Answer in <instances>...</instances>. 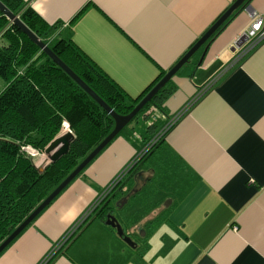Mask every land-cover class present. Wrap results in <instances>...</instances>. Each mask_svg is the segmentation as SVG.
<instances>
[{
	"label": "crops",
	"instance_id": "1",
	"mask_svg": "<svg viewBox=\"0 0 264 264\" xmlns=\"http://www.w3.org/2000/svg\"><path fill=\"white\" fill-rule=\"evenodd\" d=\"M235 1L22 0L133 99ZM249 5L171 81L175 92L159 113L164 142L144 158L154 118L130 124L0 264H43L118 178L110 206L136 247L94 220L53 264H264V42L242 57L233 50L264 19V0Z\"/></svg>",
	"mask_w": 264,
	"mask_h": 264
},
{
	"label": "trees",
	"instance_id": "2",
	"mask_svg": "<svg viewBox=\"0 0 264 264\" xmlns=\"http://www.w3.org/2000/svg\"><path fill=\"white\" fill-rule=\"evenodd\" d=\"M0 1L120 116L130 115L166 75L161 73L140 97L133 99L73 41L54 37L60 26H49L33 10L27 8L22 0ZM0 80L4 84L0 90L1 245L113 132L115 122L1 12ZM175 89L169 82L131 123L154 118L149 125L150 129L154 128V134L144 140V158L164 142L168 129L161 130L158 116L163 113V105ZM65 124L69 125L76 140L66 156L53 164L44 175H40L33 167L31 159L22 153V148L32 147L43 152L51 142L64 134ZM113 185L114 183L111 186ZM98 204L99 202L94 207ZM106 207L100 213H92L78 230L76 227L73 233L71 230L58 244V252L54 253L48 264H53L61 255H67L69 248L94 220L106 221L108 211L113 210V207Z\"/></svg>",
	"mask_w": 264,
	"mask_h": 264
},
{
	"label": "water",
	"instance_id": "3",
	"mask_svg": "<svg viewBox=\"0 0 264 264\" xmlns=\"http://www.w3.org/2000/svg\"><path fill=\"white\" fill-rule=\"evenodd\" d=\"M250 0H236L225 14L214 24L212 28L189 50L185 56L174 66L166 76L151 90V92L134 108L133 112L127 116L118 115L103 99H101L80 77H78L54 52L44 43L36 34H34L17 16H15L1 1L0 12L6 16L24 35H26L35 45H37L60 69H62L74 82H76L107 114L114 122L113 132L94 149L82 163L36 208V210L0 245V256L35 222V220L77 179L84 170L113 142V140L127 128L147 104L153 101L155 96L187 65L191 58L199 52L201 48L209 43L217 31L230 19V17L243 6L248 5ZM207 49L205 50L204 56ZM76 140L75 135L68 131L57 137L51 144L46 147L44 155L32 158L33 167L40 175L55 163L66 156L71 145ZM136 164L133 165V169ZM130 169V170H131ZM119 183V182H118ZM126 201V200H125ZM94 212V210H93ZM92 214V213H91ZM89 215L77 230L90 217ZM105 224L115 230L118 236L130 247L135 248L136 244L125 234L123 227L118 219L114 216H108ZM58 252V251H57Z\"/></svg>",
	"mask_w": 264,
	"mask_h": 264
},
{
	"label": "built area",
	"instance_id": "4",
	"mask_svg": "<svg viewBox=\"0 0 264 264\" xmlns=\"http://www.w3.org/2000/svg\"><path fill=\"white\" fill-rule=\"evenodd\" d=\"M264 42V19L261 17H258L253 22L250 30L246 32L245 34L241 35L233 44V50L242 57V55L250 53L252 50H254L259 44ZM64 128H67L68 131H70V127L68 124L64 125ZM22 153L25 155H28L30 159L37 158L40 156V151L32 148V147H24L22 148ZM112 188V186H111ZM107 194V193H106ZM102 200V198H101ZM99 203L102 201H98ZM95 207H93L87 216L83 219L85 220L91 213H93V210ZM81 225V224H79ZM78 226L75 228L77 230ZM76 230H72V233ZM59 249V247L56 248V251ZM52 257V254L45 260L43 264H46Z\"/></svg>",
	"mask_w": 264,
	"mask_h": 264
},
{
	"label": "flooded vegetation",
	"instance_id": "5",
	"mask_svg": "<svg viewBox=\"0 0 264 264\" xmlns=\"http://www.w3.org/2000/svg\"><path fill=\"white\" fill-rule=\"evenodd\" d=\"M119 182V183H118ZM121 179L120 178H118V180H116L115 182H114V185H113V187L108 191V193H107V196L105 197V199L102 201V202H100L96 207H95V209H94V212H93V214H95L96 212H101L102 211V209L104 208V207H106V206H108V207H110L111 208V203H112V196H113V193L115 192V191H117V189L121 186ZM111 200V201H110ZM124 201H125V198H123V199H121V200H117L116 201V206H122L123 205V203H124ZM107 202V203H106ZM106 203V204H105ZM107 208V207H106ZM100 209V210H99ZM99 212V213H100ZM114 216V217H116L115 216V210H111V212L110 211H108V213H107V215H106V217H108V216ZM117 218V217H116Z\"/></svg>",
	"mask_w": 264,
	"mask_h": 264
},
{
	"label": "rangeland",
	"instance_id": "6",
	"mask_svg": "<svg viewBox=\"0 0 264 264\" xmlns=\"http://www.w3.org/2000/svg\"><path fill=\"white\" fill-rule=\"evenodd\" d=\"M3 87H4V84H3V82L0 80V90L1 89H3ZM160 115V114H159ZM158 116V115H157ZM162 116V115H161ZM161 116H158V120H159V125H161V122L160 121H162L163 120V116L161 117ZM161 118H162V120H161ZM44 152H45V150L43 151V152H40V156H42V155H44ZM27 157H30V156H28V155H26ZM39 156V157H40ZM128 174V170H126L125 171V173L123 174V177L125 176V175H127ZM87 215H85V216H83V218L81 219V221L78 223V225L77 226H79V224H81L82 222H83V219L86 217ZM76 226V227H77ZM56 252V249L51 253L52 254V256L54 255V253Z\"/></svg>",
	"mask_w": 264,
	"mask_h": 264
},
{
	"label": "bare ground",
	"instance_id": "7",
	"mask_svg": "<svg viewBox=\"0 0 264 264\" xmlns=\"http://www.w3.org/2000/svg\"><path fill=\"white\" fill-rule=\"evenodd\" d=\"M68 132L67 128H64V133Z\"/></svg>",
	"mask_w": 264,
	"mask_h": 264
}]
</instances>
